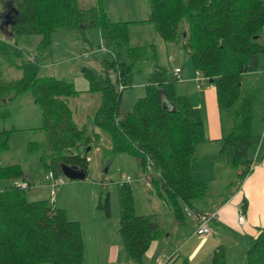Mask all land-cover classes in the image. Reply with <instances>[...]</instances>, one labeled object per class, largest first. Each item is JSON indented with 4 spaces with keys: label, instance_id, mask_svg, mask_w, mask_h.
<instances>
[{
    "label": "trees",
    "instance_id": "trees-1",
    "mask_svg": "<svg viewBox=\"0 0 264 264\" xmlns=\"http://www.w3.org/2000/svg\"><path fill=\"white\" fill-rule=\"evenodd\" d=\"M7 1L17 14H14L13 26L10 23L0 29V32L10 29L11 33L8 39L0 38L3 53L9 51L7 45H11L10 39L14 36L38 33L41 35L38 46L47 49L57 30H75L82 39L88 28H99L102 45L116 51L104 59V75L91 67H82L90 81V90L101 93L94 123L109 133L112 152L124 151L137 158L139 177L147 179L148 187L172 202L175 219L182 221L187 215L185 210L189 209L190 217L197 223L196 214L205 211L197 210L193 203L209 194L211 183L195 179L191 164L197 145L207 140L206 126L202 109L193 105L187 94L181 95L175 90V82L183 79L181 69L178 67L180 77H175L176 67L169 72L158 67L154 63L153 44L125 49L128 45L126 23L112 22L99 1L92 7H81L78 0ZM144 3L145 10L149 8L146 20L155 23L160 36L165 41L180 43L189 54L195 85L198 88L212 85L219 111H227L233 117L232 127L221 142L223 149L233 148L232 164L241 170V183L251 172L254 152L262 138L253 131L256 93L243 81L242 75L256 70L259 56L264 55L261 41L264 2L144 0ZM34 56H27L19 65L20 78L0 79V104L29 91L39 105V128L45 135L39 161L50 168L48 177L54 179L52 187L55 188L59 184L57 179L62 181L58 174L62 173L61 163L87 174L85 147L91 140L86 128L80 129L73 121L67 103V97L76 93L71 83L53 76H39L40 57ZM148 61L155 67L146 85V95L136 101L131 111L121 110L123 90L132 86L134 71ZM6 115L0 108V118ZM262 122L264 130V115ZM9 134L10 130L0 129V153L9 149ZM0 180L11 182L0 187V264H84L81 224L68 219L64 210L50 200L29 198L34 190L33 178L18 163L0 164ZM127 186L126 182L119 185L121 190ZM53 194L54 189V198ZM223 198L218 207L229 197ZM120 201L118 230L123 249L135 264H144L143 257L151 240L160 236L156 216L136 215L131 211L129 200L121 195ZM245 203L244 197L242 212ZM99 208H103L106 217L110 216L109 197ZM214 210L217 216V208ZM210 264L234 263L226 261L225 248L219 246ZM241 264H264V228L256 237L249 238Z\"/></svg>",
    "mask_w": 264,
    "mask_h": 264
},
{
    "label": "rangeland",
    "instance_id": "rangeland-1",
    "mask_svg": "<svg viewBox=\"0 0 264 264\" xmlns=\"http://www.w3.org/2000/svg\"><path fill=\"white\" fill-rule=\"evenodd\" d=\"M3 1L0 0V11L6 3H11L7 0ZM97 1L112 22L126 23L128 45L124 46L125 49L153 44L156 52L154 63L158 67L169 72L173 71L174 67L185 70V67L189 66L190 78L194 79V68L189 54L180 43L165 41L160 36L155 23L146 20L149 8L145 10L144 0H78V3L81 7H92L97 5ZM10 34V29H6L0 32V38L8 39L7 36ZM85 35L81 39L75 30L60 29L53 33L51 47L43 49L40 45L38 46L40 34H23L10 39L11 45H7L9 51L6 53L0 51V79L12 81L20 78L22 70L19 65L25 58L28 59L27 56L35 55L40 57L39 76H53L71 83L76 93L67 97V103L72 112L73 121L80 129L86 128V135L91 140L85 147L88 158L85 179L71 180L64 174L58 173L62 181L59 182L57 179L59 184L55 188L52 187L54 179L48 177L50 168L39 161L41 143L45 139L43 130L39 128L40 107L34 102L29 91L0 104V108L7 112L5 117L0 118V129L10 130L9 149L0 153V164L18 163L23 171L33 178L34 190L29 198L48 199L51 204L63 209L68 219L76 220L81 224L85 245L84 264H123L125 262L122 259L129 258L124 249H122L121 257L116 260L117 253L114 257H108L107 246L108 243L121 241L118 230L122 210L120 196L130 201L132 213L154 214L157 224L159 222L163 226V236L167 235V232L171 233L173 229L174 211L171 207L173 204L169 199L164 200L155 189L148 187L145 182L147 179L144 181L142 177H139L141 171L137 158L124 151L112 152L109 133L94 123L95 113L101 102V93L90 90V81L83 74L82 67H91L104 75L106 73L104 59L108 54L113 56L116 50L112 51L102 45L100 31L96 26L88 28ZM261 41L264 42V36ZM110 55L108 56L111 57ZM261 57L257 72H247L242 75L243 81L256 93L253 107V131L258 134L263 132L264 115V69H262L264 55ZM154 67L152 62L148 61L143 63L141 69L134 71L132 86L122 92L121 110L131 111L136 101L146 95V85ZM180 81L182 80L175 82V90L178 94L184 95V92L180 90L185 89V83L177 87ZM203 115L207 129L206 110H203ZM232 124L233 117L227 111H223L222 125L227 129V133ZM221 146L222 142L213 147L199 143L196 147L195 158L191 164L194 177L211 183L209 194L193 203L201 209L214 210L215 203L224 199L223 197H229L241 184L239 183L241 170L232 164L233 154L230 156L229 150L220 152ZM230 149L233 150L232 147ZM75 150L72 149L73 152ZM123 182H126L128 186L121 190L119 185ZM9 184L11 182L8 180H0V187ZM53 189L55 202H52ZM107 197H109L110 205L109 217L105 216L103 208H99V204L104 205ZM178 203L182 204L180 201ZM239 214L244 213L240 211ZM188 221L192 223L187 224L191 231L195 227V235L188 237L186 243L180 248L179 254L188 259L197 251L195 262L191 263L206 264L205 260L213 250L211 240L214 237H210L212 232L200 237L196 234L197 223L192 218L183 217L180 222ZM166 237L172 239L171 249H177L178 245H181L182 239L175 231ZM235 249L239 250V247L228 251L227 258L225 255L226 261L233 259L235 263H240L241 255L244 257L246 250L241 253ZM162 259L163 257L155 258L153 264L161 263Z\"/></svg>",
    "mask_w": 264,
    "mask_h": 264
},
{
    "label": "crops",
    "instance_id": "crops-1",
    "mask_svg": "<svg viewBox=\"0 0 264 264\" xmlns=\"http://www.w3.org/2000/svg\"><path fill=\"white\" fill-rule=\"evenodd\" d=\"M261 58L262 57L259 56L258 65ZM254 71L257 72L258 69ZM181 75L183 79L180 81L177 87L179 88L181 83H185V89L179 90L183 91V94H187L193 105L199 106L202 109V112L203 110H206L207 140L202 143L211 145L213 147V145H217L221 142L223 135L227 134V129L223 128L222 125V113L219 111L217 106L214 88L212 85L207 84H204L202 87L198 88L195 85L194 79L190 78L191 74L189 66H186L185 70L181 69ZM260 135H262V138L259 142L257 151L254 152L251 172L241 182V184L238 185V190L236 189V191L233 192L223 204L218 207V203H215V208H217V216L215 220L211 222L212 233L210 237H214L213 240H211V243L213 244V250L219 246H223L225 248L226 258L228 251L234 247H239V250H235L241 253L243 250H246L249 238L256 237L260 230L264 228V130ZM227 150H229V155L232 156L233 150L230 149V147H224V149H222L221 146V150L219 151L224 153ZM244 197L246 198L245 210L243 211L244 221L240 224L238 222V215L240 207L243 205ZM196 209L199 211L210 210L201 209L199 207H196ZM183 217H186V219L187 217L192 218L187 215H184ZM172 218L174 221L173 229L170 231L171 233L167 232V235L164 236L162 235L164 232L163 226L158 222L160 236L151 240L150 245L143 257L144 264H153L155 263L153 261L155 258L162 257V260H168L166 264H186V262H188V264H192L191 262H195L196 255H198L197 251L188 259L179 254L180 248L186 243L188 237H194L195 227H193L191 231L190 226H187L188 223H191L190 221L187 223L180 222L175 219L174 215H172ZM174 231L182 239L181 245H178L177 249L170 248L172 239L166 237L170 236V234H172ZM163 238L165 239L163 240ZM207 238L204 240V242H206ZM107 246L108 257H114L117 253L116 260H118V258L122 255L123 249L121 241L119 243H108ZM213 250L210 254H208V258L205 260L206 264H210L211 255L214 252ZM122 260L125 262L123 264H135L129 258H124ZM243 260L244 257L241 255L240 263H235L233 259L229 260V262L241 264Z\"/></svg>",
    "mask_w": 264,
    "mask_h": 264
},
{
    "label": "built area",
    "instance_id": "built-area-1",
    "mask_svg": "<svg viewBox=\"0 0 264 264\" xmlns=\"http://www.w3.org/2000/svg\"><path fill=\"white\" fill-rule=\"evenodd\" d=\"M173 72L175 73L174 74L175 77H180V70L178 67H176ZM185 211H186L188 216H190L192 214L191 210H189V209H187ZM215 217H216V210H209V211L197 213L196 214V219H197L196 234L202 236L203 234L211 233L212 228L210 226V223L214 220ZM243 221H244V214H239L238 215V222L241 224V223H243ZM165 262H167V261L162 260V262L158 263V264H165Z\"/></svg>",
    "mask_w": 264,
    "mask_h": 264
},
{
    "label": "water",
    "instance_id": "water-1",
    "mask_svg": "<svg viewBox=\"0 0 264 264\" xmlns=\"http://www.w3.org/2000/svg\"><path fill=\"white\" fill-rule=\"evenodd\" d=\"M13 11V16L14 14H17V10L15 8H12ZM7 12V10H5L4 12H0V16L4 15L3 13ZM11 23V26H13L15 24V19L13 18V20L11 22H7V23H3L2 20H0V29H3V27H7L8 24ZM210 82H212V79L210 80ZM89 149V147H88ZM61 166V170L62 173L69 179H84L86 177V171L81 170L75 166H70L64 163L60 164Z\"/></svg>",
    "mask_w": 264,
    "mask_h": 264
},
{
    "label": "flooded vegetation",
    "instance_id": "flooded-vegetation-1",
    "mask_svg": "<svg viewBox=\"0 0 264 264\" xmlns=\"http://www.w3.org/2000/svg\"><path fill=\"white\" fill-rule=\"evenodd\" d=\"M9 5L10 4L5 5V8L2 10V12H4L5 10H7V12L3 13L4 15L0 16V20H2L3 23H9L14 18L13 11Z\"/></svg>",
    "mask_w": 264,
    "mask_h": 264
}]
</instances>
